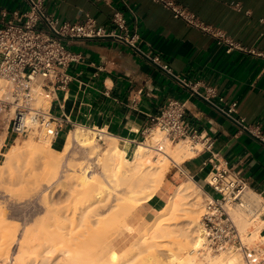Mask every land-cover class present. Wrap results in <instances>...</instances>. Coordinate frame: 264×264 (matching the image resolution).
I'll use <instances>...</instances> for the list:
<instances>
[{"label":"crops","instance_id":"crops-1","mask_svg":"<svg viewBox=\"0 0 264 264\" xmlns=\"http://www.w3.org/2000/svg\"><path fill=\"white\" fill-rule=\"evenodd\" d=\"M126 1L135 14L125 11L128 27L141 36L137 50L111 37L67 45L77 56L67 68L71 77L67 87L57 90L50 103L61 124L54 142L63 145L76 127L99 129L116 137L128 157L143 143L150 117L169 98H177L186 102L191 126L210 137L213 145L210 151L174 165L175 176L188 175L198 184L194 177L206 176L209 170L203 163L218 154L231 170L240 173L252 195L264 198V139L236 121L245 118L264 135V58L255 54L264 51V0H175L246 49L231 53L158 2ZM113 5H119L117 0ZM28 8V0H0V18L3 12L11 18L13 11ZM44 8L62 22H83L91 17L107 31L115 29L113 9L100 1L46 0ZM39 28L47 29L43 21ZM155 55L168 64L171 73L152 62ZM206 87L215 88L216 98L223 101H207L203 97ZM231 102L238 104L233 117L223 112ZM176 181L165 179L143 204L146 220L185 180Z\"/></svg>","mask_w":264,"mask_h":264},{"label":"built area","instance_id":"built-area-1","mask_svg":"<svg viewBox=\"0 0 264 264\" xmlns=\"http://www.w3.org/2000/svg\"><path fill=\"white\" fill-rule=\"evenodd\" d=\"M100 1L113 9L111 22L115 28L107 31L99 26L94 18L87 17L83 22H62L58 17L46 12V0H28L29 8L25 11H13L8 18L2 13L0 18V115L7 122V129L15 138L28 134H36L54 140L61 126L59 118L50 109L53 95L59 89H65L71 80L67 68L76 60V54L67 48L77 40L111 37L137 50L141 38L138 31L128 27L125 11H134L126 0ZM170 9L175 17H181L190 25L211 35L216 44L225 47L226 53L234 50H246L240 43L228 36L222 29L205 24L194 13L176 3L175 0H153ZM46 30L39 28L40 22ZM252 51V50H247ZM264 58V51L256 52ZM152 62L164 71L171 73L167 63H163L157 55L151 57ZM194 87V86H193ZM203 97L213 102L216 98L213 87H206ZM237 102H231L223 112L233 117L237 113ZM186 102L177 98H169L160 111L150 117V124L143 133L146 142L155 131L174 144L187 140L197 153L210 151L213 140L193 128L186 118ZM245 130L261 136L257 124H247L245 118L236 120ZM102 132V131H100ZM106 133V132H102ZM99 140H103L98 135ZM156 145L161 151L162 145ZM197 146H201L198 150ZM209 168L205 176L208 191L201 187L205 195L204 209L199 220L202 238L201 253H237L244 264H264V236L260 245L250 247L248 239L251 233L244 234L236 224L233 212L242 211L251 220H261V232L264 235V198L256 196L250 201V187L239 172L229 168L227 162L220 160L218 154L203 163ZM253 194V193H252Z\"/></svg>","mask_w":264,"mask_h":264},{"label":"bare ground","instance_id":"bare-ground-1","mask_svg":"<svg viewBox=\"0 0 264 264\" xmlns=\"http://www.w3.org/2000/svg\"><path fill=\"white\" fill-rule=\"evenodd\" d=\"M1 87L2 85L0 86V91H1ZM100 131L102 130L76 127L75 129L69 132L66 142L60 146V148L62 149L61 153L63 155L68 152L70 153L72 147L75 145L88 148L90 150V153L92 154L91 157H93L96 160V163L98 164L99 169L102 173V178L99 179L100 177H97L94 173H91V170L88 169L91 168L90 165H86V167L84 166V164H83L84 167H80L79 164L71 165L73 173L71 174L72 176L70 178H74L73 184H75L74 187H76L73 190L76 192V194L78 193L79 195L81 194L84 195L85 197L86 196L88 197V198L86 197V199L88 200L86 201L87 202L90 201V202L87 205V207L84 209L87 210L89 209L88 212L91 211V213H93V214H89L88 217L86 216L88 212L86 213L85 211H83L84 210L83 209L82 210L83 214L81 216L79 215L80 218L77 217L79 218L78 223L79 221H81L82 224L87 222V221H83L84 219L87 218L89 219L90 217H92L90 215H94L92 218L94 217L97 218V220L94 218L96 226H98V224L100 223L103 225L104 221L108 220L107 219L108 217L111 218V221L118 223V221L121 218H123L122 215L126 217L132 212L130 211L129 213L130 208L131 210L133 208L137 209V207L142 206L156 193L158 188L167 178L166 175L167 172L169 171L171 162L175 164H182L185 160L194 157L197 153L196 148H192L187 140H181L180 142H177L174 145H170L167 144L166 141L160 140V132L155 131L154 132L155 135L153 134L152 137L148 139L149 142L140 143L135 148L132 157L128 158L126 156L127 150L119 147L116 137L111 136L107 133H102L105 131L102 132ZM99 134L102 136V139L107 138L108 140L106 146L104 147V149H102V151L101 150L99 151L97 144V136ZM43 138H41V141ZM159 142H160L159 145H162L161 151H159L156 148V145H158ZM27 144L26 145L24 144L26 146L24 148L26 149L31 145L30 143L29 145ZM51 144H52V138L50 139L46 138V140H43L42 143L40 142L39 145L35 144L34 146L33 144L29 147V149L31 147H34L33 150L30 149L29 151H34L36 149L37 151L36 150L35 151L38 153H42V152L48 153L47 156L43 158L44 160L42 163L43 165L42 167H43L44 175L47 176L49 180L50 179L52 180L54 179V177L57 176L61 165L60 164L61 157L51 149ZM24 148L18 145H13V147H11V151L9 149L10 153L7 154L8 158H6L7 159L6 163L11 164L10 166H13L11 161L13 162L14 160V162H17L20 154H22V152L26 153L24 152L25 150ZM0 165H1L0 167L4 166V164L2 163ZM202 192L203 191L201 187H199L198 184H196L192 179L180 183L177 186L174 193L169 197L166 204L158 211L157 215L155 216V219L151 221L149 226L141 233V235L139 236L140 237L139 241L137 240L138 242L136 244H132V246L134 245L133 247L129 246L131 250L130 249L128 250L130 251L133 250L132 254L133 255L135 254L131 258L133 259L135 258V256L139 257V255L143 254V257L146 256V261H144L145 258L141 257L143 258L142 259V261L144 262L143 264H145L146 262H147L146 264H244L242 258L237 253H225V254L219 253L220 255H211V253L199 252L202 249V238L198 226L199 224L198 211H200L201 208L200 195ZM112 196L114 197L113 198L114 200L110 199L112 198ZM249 196H250L249 197L250 201L256 200V196L252 195V193H250ZM111 200L114 203H110ZM104 208H107L109 211V212L107 211V213L109 214V216L107 215L108 217H106V215L102 216L104 214L103 213L104 212L103 210H105ZM126 209L129 214L126 211L124 212V210ZM3 211L2 210L0 211L1 214L0 216H2V214L4 213ZM180 212L184 214V215L182 214V217L184 216V219L182 218L184 222L176 223L177 222V221L175 222V220L177 219L176 216L178 213H179L178 215L181 216ZM233 217L242 233L244 234H247L248 232L251 233L250 238L248 239L249 244H252L250 245V247L259 246L264 236L263 233L261 232L262 228L260 224H254V222L256 221L251 220L250 217L242 211H237V210L234 211ZM115 218H118L119 220L118 219L115 220ZM3 220L4 217L2 221L0 220V223L4 222ZM90 220L94 223V221L91 218ZM92 222L89 223L87 222V224L85 223L84 226L85 225L89 226L88 224H91ZM81 223L79 224L82 225ZM108 223L111 224L112 222H108ZM2 224L4 223L0 224V234L8 237V241H9L8 244L11 246V244L15 242L14 241L15 238L12 235V233L6 230L8 229V226ZM90 227L92 226H89L88 230L90 229ZM98 228L96 227V229ZM96 229L94 230L96 231ZM13 234L16 233L14 232ZM83 236L84 235H82V237L80 238L81 241ZM11 237L14 240L11 239L10 241ZM31 238L29 237V235L28 236L25 235L22 241L20 239H19L20 241L17 240L18 243L20 242L19 243L20 247H17L19 249V252L17 250L16 253L17 255L16 254L14 255L13 264H25V263L27 264V260L33 259L34 254L33 252H31L33 248V240H32L33 238L32 239ZM80 240L77 241L78 242L77 245L79 246L78 247L76 246L77 247L76 250H74L75 247L74 249L68 248L63 250H61L62 249L61 248L60 256L58 257V260L56 262H55L56 259L54 260L53 264H117L118 263L117 258H119L120 254H118L114 249L110 248L108 244L106 245V247L103 246V249L100 250V253L103 254V256H105L104 255L105 252H108L107 257L98 260L99 253H94V252L88 253L89 248L83 249L84 247L82 246V244L84 241L81 242ZM140 241L141 242L143 241L144 249L138 248L139 250L137 251L134 250L136 249V246H139V243H141ZM112 242L113 241H111V244ZM164 243H168L176 246V252L172 251L169 253L168 256H164L165 258L167 257L166 260L165 259L163 260V258L160 257V254L162 255V253H160L161 250H158L159 252H157V249ZM10 246H7L8 250ZM66 247L67 246H65V248ZM51 250L53 249H48L47 251H51ZM72 250L75 252H73ZM127 251L125 253H127ZM191 252L194 255H192ZM200 257H202L203 259L200 260L199 259ZM4 259L1 260L2 263ZM44 259L46 263L41 260L43 264L44 263L48 264V262H50L49 258H44ZM132 259L129 260V262L127 263H125V261L123 260L122 261L125 264H130L132 262ZM5 262H7V259L5 260ZM28 264H32V263H28Z\"/></svg>","mask_w":264,"mask_h":264},{"label":"rangeland","instance_id":"rangeland-1","mask_svg":"<svg viewBox=\"0 0 264 264\" xmlns=\"http://www.w3.org/2000/svg\"><path fill=\"white\" fill-rule=\"evenodd\" d=\"M1 85H2V82H0V86ZM1 94L2 92L0 91V96ZM3 119H4V116L0 115V164L1 163L4 164V166L2 165L3 167H0L1 168L0 169V211L4 210L3 211L4 215L2 214V216L4 217V220H3L4 222H1V223H4L5 225L8 226V229L6 230L12 233V235L15 238L14 240L12 236L10 238V241L11 239H13L17 243L15 242L12 244L10 243L11 244L10 246L8 244L9 242L8 237L0 234V264H13L14 255L17 253V250L19 252V249L17 247H20V244H19L20 242L18 243V241L20 240L22 241L25 235L27 236L29 235L30 238L31 237L33 238V239L31 238L33 240V248L31 252H33L34 256L31 255L33 256V259L27 260V264L28 263H32V264L40 263L41 264L42 261L45 262L44 258H49L50 262H48L47 260L46 261L48 262V264L49 263L53 264L55 259H56L55 262L58 260L61 250L68 249V248L74 249V247H75L74 250H76V248L79 246L77 245L78 243L77 241L80 240L82 235H84L82 238V241H84L83 242L84 245L82 244V246L84 247L83 249L89 248V250L87 249L88 253L90 252L99 253L98 260H100L101 258L104 259V257H107L108 252H105L104 253L105 256H103V254L100 253V250L103 249V246L106 247V245L108 244L110 248L114 249L118 254L121 255V256L119 255V258H117L119 264L124 263L123 261H125V263L129 262V260L132 259L131 257L135 255V254L134 255L132 254L133 250L130 251L131 250L130 247H133L134 245L132 246V244H136L139 241L140 239L139 236L149 226L151 221L155 219V216L157 215L158 211L161 208L157 210L155 212V215L149 220L145 219L146 216L144 213L143 205L140 207H137V209L133 208L134 210L133 209L131 210L130 208L129 213L130 211H132L130 214L127 212V209H126L124 210V212L126 211L129 215L125 217L121 214L122 213L121 212L120 214L123 217L121 218L122 220L115 218V220L116 219L119 220V221L117 220L118 223L111 221V218L108 217L109 216V214L107 213L108 209L104 208L105 210H103L104 214L102 216L106 215V217H108L107 218L108 220L107 221L105 220L103 225L100 223L101 225L98 224V226H96L94 218L96 220L97 218L96 217L92 218L94 215H90L92 216L90 218L94 221V223L90 220V218L88 219L87 217H86L87 219L83 220V221H87L88 223L92 222L91 223L92 225L88 224L89 226H92L88 230L89 226H86V225L84 226V224L85 223L87 224V222L82 224L81 221H79V223L82 224L80 225L78 223V219L83 214V211H85L86 213L88 212L89 209L87 210L84 208L87 207L90 201L87 202L88 201L86 199L87 196L85 197L84 195H81V194L79 195L78 193L76 194V192L73 190L76 188L74 187L75 184H73L74 178H70V177L72 176L71 174L73 173L71 165L79 164L80 167H84V166L86 167V165H90L91 168H88V169L91 170V173H94L97 177H100L99 179L102 178V173L99 169L98 164L96 163V160L93 157H91L92 154L90 153V150L86 147L75 145L72 147V150L70 153L68 152L63 155L61 153L62 149L60 148V146H58V144L55 143L54 140H52L51 149L55 151L61 157L60 159L62 162L60 161L61 165H60L57 176L54 177V179L49 180V178H47V176L44 175L43 167H42L43 166L42 163L44 160L43 158L47 156L48 153L47 152L38 153L36 152L37 151L36 149H35L36 151L35 150L29 151L30 149L33 150L34 148V147H31L29 149L31 145L33 144L34 146L35 144L39 145L40 142L42 143V141L46 140V138L45 137L43 138V136H38L33 133L15 138L14 136L11 135L10 131L7 129V122L4 121ZM153 134L155 135V133ZM41 138H43L42 141H41ZM47 139H50V138H47ZM160 140L166 141L167 144H170V145L176 144V143L172 144L166 139H164L161 133H160ZM107 141H108L107 138H103V140H99L97 136V144H98L99 151L100 150L102 151V149H104V147L107 144ZM146 142H149V140ZM29 143L31 145L29 147L27 146L28 147L27 148L28 150H27L24 147H26L25 146L26 144L29 145ZM13 145H18L24 148L25 149L24 152L26 153L22 152V154H20V156L18 157L19 161L15 159L17 160V162H14L13 160L15 164L11 161L13 166H10L11 164L6 163L7 161L6 158H8L7 154L10 153L11 147H13ZM200 148L201 146H198V150ZM131 157H132V154H129L128 158H131ZM170 164L172 166L170 165L169 167L170 172L168 171L169 174L167 172L166 180L167 179L169 181L177 180L176 182L190 180L188 175L187 176L179 175V177L175 176L176 168L174 165L176 164L173 162H171ZM194 179L197 181V183L200 186L204 187L208 191V188H206V184L204 181L205 176H200L199 178L194 177ZM113 198L114 197L112 196V198L110 199L114 200ZM112 200L110 201V203H114L112 202ZM204 201H205V195L202 192L200 195L201 208H200V211H198V214H199L198 223L203 213ZM89 212L86 215L88 217H89V214H93L91 213V211ZM178 214L176 216L177 219L175 220V222L176 221H177L176 223L184 222L182 220V218L184 219V216L182 217L183 213L180 212L181 216ZM2 216H0L1 221L3 219ZM108 222H112V223L109 224ZM94 224H95V227H94ZM254 224H260L261 227L263 225L261 220H256ZM96 227L97 228L99 227V228L96 229ZM94 229H96V231ZM14 232L16 234H13ZM94 232L98 234L96 235ZM111 241H113L112 244H111ZM109 243L112 245V247ZM7 246H10L9 250L7 249ZM65 246L67 247L65 248ZM138 248L144 249L143 241L139 243V246H136V249L134 250L137 251L139 250ZM48 249H53V250L47 251ZM158 250H161L160 253H162V255L160 254V257L163 258V260L164 259L166 260L167 257L165 258L164 256H168L169 253L172 251L176 252V246L172 244L164 243L157 249V252H159ZM126 251L127 253H125ZM128 252L129 253L131 252V253L129 254ZM191 254L194 255L192 252ZM211 255H220V254L213 253ZM141 257H143V254L139 255V257L135 256V258L132 259V262L130 261L131 262L130 264H143L144 262L142 261V259L145 258L144 261H146V256H144L143 258ZM2 259H4L3 263L1 261ZM6 259H7V262H5ZM199 259L201 260L203 258L200 257Z\"/></svg>","mask_w":264,"mask_h":264}]
</instances>
